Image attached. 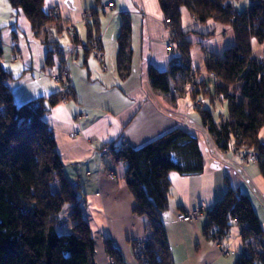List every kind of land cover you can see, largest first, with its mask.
<instances>
[{
	"label": "crops",
	"instance_id": "obj_1",
	"mask_svg": "<svg viewBox=\"0 0 264 264\" xmlns=\"http://www.w3.org/2000/svg\"><path fill=\"white\" fill-rule=\"evenodd\" d=\"M109 1L113 2L111 9L106 8ZM254 2L232 0L238 10ZM54 7L58 19L51 13ZM32 9L39 14L47 41L57 44L62 54L53 53L50 64L46 56L52 48L34 35L26 15ZM92 9L97 11L98 25L89 37ZM124 16L131 28L130 67L125 78L118 67L117 42ZM181 29L189 43L188 64L198 84L194 96L191 86L178 78L167 93L156 92L149 84L150 68L166 72L178 56L176 51L169 53L166 49L170 29L157 0H102L100 5L94 0H24L18 9L8 0H0V64L12 78L9 85L15 103L41 98L48 104L62 91L50 76L62 66L68 70L72 97L64 104L58 101L49 106L42 119L53 133L66 178L83 194V216L94 240L95 264L112 260L106 243L121 264H138L134 243L145 239L147 227L146 218L133 212L125 165L108 155L100 156L99 150L121 139L137 149L173 129L197 138L204 170L192 177L170 174L169 207L161 221L172 264L237 263L244 250L238 227L232 226L226 235L227 255L204 233L206 212L224 196L228 184L249 198L264 240V178L258 163H243L234 151L218 150L194 108L195 102L204 98V89L198 90L205 87L211 91L215 83L204 69L205 55L222 57L234 45L232 29L212 22L197 24L186 10H181ZM93 40L102 47L100 60L84 49ZM251 47L255 58L264 56V43L254 39ZM210 102L206 99L204 107L214 110L216 116L218 103L223 106L224 102ZM259 140L264 145V126ZM194 212L196 221L177 220L179 214Z\"/></svg>",
	"mask_w": 264,
	"mask_h": 264
},
{
	"label": "trees",
	"instance_id": "obj_2",
	"mask_svg": "<svg viewBox=\"0 0 264 264\" xmlns=\"http://www.w3.org/2000/svg\"><path fill=\"white\" fill-rule=\"evenodd\" d=\"M23 1L8 0L14 9L20 8ZM94 2L100 5L102 0ZM157 2L164 21L169 20L178 56L166 72L149 69V84L156 92H169L172 81L178 78L191 86L192 96L197 93L198 84L188 64L189 43L181 29V10H186L197 24L212 22L232 29L234 45L222 57L205 55L204 69L214 75L212 90H198L204 89L201 100L208 99L211 104L212 96H216L217 101L224 102L226 113L216 120L205 104L194 108L216 148L224 153L234 151L237 156L256 152L264 178V145L259 140L264 126V56L255 58L251 47L254 39L264 43V0H255L244 10L236 9L232 0ZM96 12H92L94 20L88 24L89 37L98 25ZM26 15L34 35L52 48L46 56L50 64L53 53L62 56L61 51L41 31L37 10ZM130 35V23L124 16L117 39L118 67L123 78L130 67ZM1 56L0 44V59ZM61 68L68 73L65 66ZM11 81L0 64V264H95L94 240L83 216V194L66 178L53 133L42 119L49 106L61 102L62 91L48 100L50 104L39 98L17 105ZM68 85L71 88L69 74ZM121 140L107 145L108 156L125 165L126 185L134 199L133 212L147 220L142 241L146 243L149 264H172L161 215L169 207L170 174L192 177L203 173L198 140L182 129H173L137 149ZM65 207L71 221L67 232H63L67 218L61 216ZM205 216L204 233L209 239L213 228L225 231V236L232 226L240 229L247 254L236 264H264L263 233L247 196L228 184L224 196ZM106 251L114 264H121L109 243Z\"/></svg>",
	"mask_w": 264,
	"mask_h": 264
},
{
	"label": "built area",
	"instance_id": "obj_3",
	"mask_svg": "<svg viewBox=\"0 0 264 264\" xmlns=\"http://www.w3.org/2000/svg\"><path fill=\"white\" fill-rule=\"evenodd\" d=\"M113 7V2L109 1L106 4V8L107 9H111ZM52 15H54L57 19L59 17L58 15V11L57 8L54 7L51 10ZM164 23L166 25L169 24V20H165ZM170 31V30H169ZM68 35L70 36L71 41H74V35L72 34V32H70L69 30H67ZM87 48H89L96 56L97 60H100L102 57V47L100 45V42H98L97 40H93L92 42H90L88 44V46H86ZM167 51L169 53H173L174 51H176V43L173 39V37L171 36V31H170V37L168 40V45L166 47ZM51 78L53 79L54 82L59 83L62 86V94H61V103H66L71 97H72V90L68 85V73L64 68H60L58 70V72L54 75H51ZM217 101V98L214 102ZM205 104L204 100H199L196 101L194 106L200 107L202 105ZM124 140H121V142H123ZM241 161L243 163H247V162H257L258 160V155L256 152H251L246 156H239ZM195 214L196 213H192V214H180L177 219L179 222H187V223H191L195 220ZM211 234H212V241L213 243L220 249L221 253L223 255H227L228 253H230L229 248L224 246V239H225V231L223 233H220L219 231H217L216 229H211ZM146 243L143 241H140L139 243H137L134 247V252H135V257L136 260L139 264H149L147 255H146ZM246 250L242 251V255L246 254ZM109 264H114L113 261H110Z\"/></svg>",
	"mask_w": 264,
	"mask_h": 264
},
{
	"label": "bare ground",
	"instance_id": "obj_4",
	"mask_svg": "<svg viewBox=\"0 0 264 264\" xmlns=\"http://www.w3.org/2000/svg\"><path fill=\"white\" fill-rule=\"evenodd\" d=\"M84 49L85 50H87V51H91L89 48H87V47H84ZM92 52V51H91ZM92 54H93V57H95L96 58V56H95V54L92 52ZM210 77H214V75L212 74V73H209L208 74ZM212 100H216V96H212ZM99 155L100 156H107L108 155V153H109V150H108V147H107V145L106 146H103L100 150H99ZM195 213V212H194ZM192 214V213H191ZM185 215H187V214H185ZM195 216H196V214H195ZM178 220V219H177ZM194 221H196V218H195V220ZM187 223V222H186ZM227 235V234H226ZM225 238H226V236H225ZM211 241H212V239H210ZM224 241H225V239H224ZM213 242V241H212ZM245 250V249H244ZM170 251V250H169ZM246 252H247V250H246ZM247 254V253H246ZM245 254H241L240 253V256L238 257V259H237V262L240 260V258L241 257H243ZM112 261V260H111ZM114 263V262H113ZM139 264V263H138Z\"/></svg>",
	"mask_w": 264,
	"mask_h": 264
},
{
	"label": "rangeland",
	"instance_id": "obj_5",
	"mask_svg": "<svg viewBox=\"0 0 264 264\" xmlns=\"http://www.w3.org/2000/svg\"><path fill=\"white\" fill-rule=\"evenodd\" d=\"M80 31V30H79ZM218 109H219V111H217V113L218 112H220L221 111V113L222 112H224V111H226V105H225V103H224V107H225V109H224V107L222 106V104L221 103H218ZM215 111L213 110L212 111V114H213V117L216 119V118H218L219 117V115L220 114H217L216 113V116H215V113H214ZM61 216L64 218V217H66L67 218V208L65 207L64 209H63V211H62V213H61ZM71 221L67 218V223H66V225L64 226V229H63V232H67V231H69V230H67V226L70 224L71 225V223H70ZM69 233V232H68Z\"/></svg>",
	"mask_w": 264,
	"mask_h": 264
}]
</instances>
